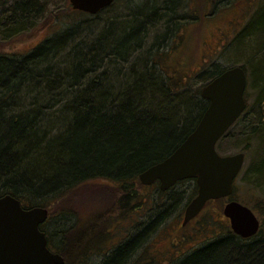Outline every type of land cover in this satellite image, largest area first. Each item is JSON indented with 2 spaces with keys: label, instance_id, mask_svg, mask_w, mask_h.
Wrapping results in <instances>:
<instances>
[{
  "label": "trees",
  "instance_id": "trees-1",
  "mask_svg": "<svg viewBox=\"0 0 264 264\" xmlns=\"http://www.w3.org/2000/svg\"><path fill=\"white\" fill-rule=\"evenodd\" d=\"M137 1L117 0L97 15L70 6L71 14L78 12L86 19L72 22L28 55L0 56V198L11 195L25 208H51V215L50 202L95 187L97 180H109L121 188L118 195L104 189L97 197L108 206L102 217H112L115 208L135 212L137 192L130 189L141 185L140 174L170 155L195 130L208 107L201 91L185 94L173 109L179 90L156 67L152 54L149 58V51L143 52L151 30L158 43L178 26L175 9L180 4L148 0L139 8ZM37 6L39 0H21L1 34L10 38L26 32ZM104 13L109 17L100 30ZM262 48H253L246 57L254 63L264 60L258 57ZM241 67L247 71L245 65ZM215 68L206 74L203 87L225 70ZM53 129L58 134L50 140ZM197 190L196 185L195 194ZM164 194L157 190L151 200L156 210L153 219L115 248L104 264H126L153 228L173 212L178 198L176 203L162 204ZM75 226L60 234L57 248L47 234L51 250L66 257L73 251L85 252L84 232ZM94 227L104 236L100 222ZM80 230L83 235L71 242ZM251 240L255 237L243 240L229 231L226 238L176 264H264V238Z\"/></svg>",
  "mask_w": 264,
  "mask_h": 264
},
{
  "label": "rangeland",
  "instance_id": "rangeland-1",
  "mask_svg": "<svg viewBox=\"0 0 264 264\" xmlns=\"http://www.w3.org/2000/svg\"><path fill=\"white\" fill-rule=\"evenodd\" d=\"M20 1L0 0V56L28 55L47 39L67 30L72 22L83 21L87 17L78 12L71 14L68 11L69 0H39V7L31 15L34 18L33 25L18 36H3L2 27L9 18L15 16ZM147 1L138 0L137 3L141 4L139 8L144 7ZM163 2L164 0L161 3ZM173 2L180 4L175 9L180 23L170 35H166L158 43L154 41L157 34L151 30L149 41L146 42L148 47L143 50L149 51V58L152 54L156 67L165 76L172 78L175 90H179L173 97L175 101L172 108L177 107L185 94L189 97L192 92L201 91L203 82L208 77L206 74L215 71V67L219 70L242 65L247 67L245 96L248 113L218 143L217 150L221 155L243 152L246 156L243 171L235 182L233 195L228 200L239 201L253 209L261 220L262 231L251 241L261 240L264 238V101L260 99V95L263 94L264 98V60L255 64L246 56L249 57L253 48L264 45V0ZM54 14L58 15L56 20ZM107 17L109 14L104 13L103 19H99L100 30L107 24L104 22ZM164 32L165 30L159 29L161 35ZM258 50V57L262 55L260 59L264 58V48ZM179 84L183 87L178 86ZM57 134L56 129L53 132L51 130L50 140ZM92 186L95 187H86L74 195H66L49 203L52 205V214L49 212V219L42 226V230L52 236V246L57 248L60 234L74 223L76 229L81 228L84 232L85 242L81 249L86 250L73 251L67 257L64 256L68 264H104L115 248L138 233L143 227L141 223L153 219L156 211L151 200L157 194L158 186L144 188L136 183L135 188L130 191L137 192L139 204L146 201V213L140 210L136 214L133 209L119 212L115 208L112 217L105 220L102 216L106 214L104 210L108 207L107 203L102 197V200L97 197L103 195L104 189L113 190L118 195L121 187L109 180H97ZM195 186L196 181L187 180L162 195V204L169 205L178 198L176 207L165 220L153 228L126 264H143L144 259L148 264H176L189 254L227 237L231 228L229 220L223 215V209L228 200L210 203L202 215L187 227H182L185 208L196 196ZM62 213L66 215L62 216ZM144 213L145 217L142 215ZM96 222H100L103 227L104 236L96 233L95 227L92 229ZM81 230L70 238L71 242L82 234Z\"/></svg>",
  "mask_w": 264,
  "mask_h": 264
},
{
  "label": "water",
  "instance_id": "water-1",
  "mask_svg": "<svg viewBox=\"0 0 264 264\" xmlns=\"http://www.w3.org/2000/svg\"><path fill=\"white\" fill-rule=\"evenodd\" d=\"M73 10L97 15L116 0H69ZM245 70L227 69L203 87L201 96L209 102L196 129L165 160L140 174L143 185L160 181L167 191L180 181L196 179L198 195L187 206L183 226L195 219L211 200L233 194L234 181L245 163V154L221 156L218 141L239 119L247 103ZM232 231L243 239L256 236L260 220L254 211L232 200L224 207ZM49 211L44 207L24 209L21 202L6 195L0 198V264H65L61 254L48 248L47 236L40 230Z\"/></svg>",
  "mask_w": 264,
  "mask_h": 264
},
{
  "label": "flooded vegetation",
  "instance_id": "flooded-vegetation-1",
  "mask_svg": "<svg viewBox=\"0 0 264 264\" xmlns=\"http://www.w3.org/2000/svg\"><path fill=\"white\" fill-rule=\"evenodd\" d=\"M248 113V106H246V109H245V111L243 112V115H242V117H244L246 114ZM175 151V150H174ZM173 151V152H174ZM172 152V153H173ZM171 155V154H170ZM167 158V157H166ZM166 158H164L163 160H165ZM162 160V161H163ZM184 182V181H183ZM141 183V182H140ZM182 182H179V183H177L174 187H172L170 190H172L173 188H175L177 185H179V184H181ZM197 185V184H196ZM141 186L142 187H144V188H150V187H154V186H158V189H159V187H160V182L159 181H157L156 183H154L153 185H151V186H146V185H143V184H141ZM198 188V187H197ZM170 190H168V191H166V192H169ZM166 192H164V193H166ZM197 192H198V190H197ZM197 195V194H196ZM136 210H135V213L136 214H139V211L140 210H143L144 212H145V210H147L148 209V207L146 206V201H143L142 203H140V204H138L137 205V207L135 208ZM146 213V212H145ZM142 214L144 217H145V215L146 214ZM201 215H202V213H201ZM200 216V215H199ZM137 218H139L140 219V216H138ZM196 220V219H195ZM149 222L147 221V222H144V223H141L143 226L144 225H146V224H148ZM135 252H136V249L132 252V254L134 253L135 254ZM144 254H146V253H144ZM143 264H148L147 262H146V260L144 259V261H143Z\"/></svg>",
  "mask_w": 264,
  "mask_h": 264
},
{
  "label": "bare ground",
  "instance_id": "bare-ground-1",
  "mask_svg": "<svg viewBox=\"0 0 264 264\" xmlns=\"http://www.w3.org/2000/svg\"><path fill=\"white\" fill-rule=\"evenodd\" d=\"M230 68H231V67H230ZM230 68H227V69H230ZM227 69H225L224 71H226ZM224 71H223V72H224ZM223 72H222V73H223ZM171 154H172V153H171ZM169 156H170V155H168L167 157H169Z\"/></svg>",
  "mask_w": 264,
  "mask_h": 264
}]
</instances>
